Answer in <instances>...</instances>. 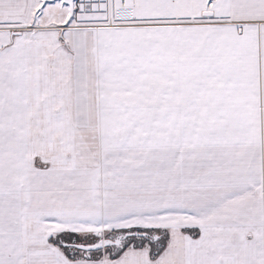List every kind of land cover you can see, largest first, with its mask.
I'll use <instances>...</instances> for the list:
<instances>
[{
	"label": "snow or ice",
	"instance_id": "obj_1",
	"mask_svg": "<svg viewBox=\"0 0 264 264\" xmlns=\"http://www.w3.org/2000/svg\"><path fill=\"white\" fill-rule=\"evenodd\" d=\"M0 264H264V0H0Z\"/></svg>",
	"mask_w": 264,
	"mask_h": 264
}]
</instances>
